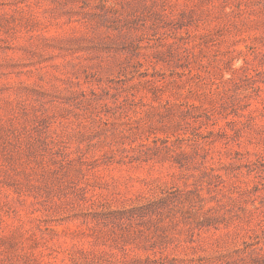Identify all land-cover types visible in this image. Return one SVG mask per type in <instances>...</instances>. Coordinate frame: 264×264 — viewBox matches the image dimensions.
Wrapping results in <instances>:
<instances>
[{
  "label": "rangeland",
  "instance_id": "374dc122",
  "mask_svg": "<svg viewBox=\"0 0 264 264\" xmlns=\"http://www.w3.org/2000/svg\"><path fill=\"white\" fill-rule=\"evenodd\" d=\"M0 264H264V0H0Z\"/></svg>",
  "mask_w": 264,
  "mask_h": 264
}]
</instances>
